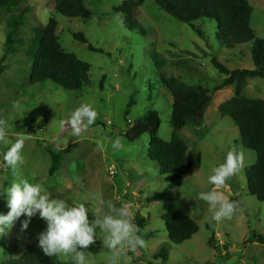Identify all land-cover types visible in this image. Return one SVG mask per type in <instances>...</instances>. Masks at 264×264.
<instances>
[{"label":"rangeland","instance_id":"1","mask_svg":"<svg viewBox=\"0 0 264 264\" xmlns=\"http://www.w3.org/2000/svg\"><path fill=\"white\" fill-rule=\"evenodd\" d=\"M247 1L253 8L250 26L264 39V0ZM83 3L92 14L88 19L56 14L53 0H27L0 11V64L4 67L0 74V119L6 121L10 139L25 137L24 162L15 175L4 165L6 147L0 144V190L18 179L39 183L52 198L84 203L90 209V221L109 212L108 202L116 207L127 204L132 223L143 220L137 234L145 244L135 251L125 248L117 264H264V243L252 239V233L264 239V202L249 193L245 180V170L254 165L256 155L242 147L237 128L218 111V106L232 97L231 87L212 93L199 121L178 131L192 169L176 183L161 175L157 163L148 158V135L134 142L125 137L129 127L152 110L160 119L158 138L170 141L172 99L159 85L158 76L164 74L187 86L211 90L224 77L212 67L211 58L229 70L253 69L251 44L223 47L216 40L211 20L193 21L191 27L168 16L154 0L135 10L138 26L133 31L125 29L122 15L116 12L123 0ZM25 7L28 12L21 17ZM52 16L58 23L56 36L61 50L91 66L88 83L79 91L65 90L49 80L29 83L32 60L27 57L28 49L37 44V31ZM12 22L18 23L13 30ZM74 34H82L86 44L74 40ZM8 35L11 41L7 43ZM88 45L103 53L89 51ZM156 62L161 67L156 69ZM242 95L264 100V81L248 79ZM84 103L97 111L95 123L79 138L67 131L61 133L60 121ZM116 138L122 143L118 150L111 147ZM230 150L242 156V164L224 186L215 188L208 177ZM50 152L60 156V168L52 177L48 174ZM165 189L163 200L149 202ZM212 190L222 192L229 201L236 198L238 209L230 218L214 221L207 202L199 199L200 192ZM166 200L198 226V232L180 245H173L167 237L162 220ZM7 211L6 200L0 197V213ZM20 220L0 236V263L21 256L46 229V222L37 215L22 232ZM105 235L97 230V240L90 245L93 250L86 252L89 264H111L112 253L103 243ZM9 245H15L16 251L6 254ZM161 248L165 257L155 259ZM58 259L72 264L69 258Z\"/></svg>","mask_w":264,"mask_h":264},{"label":"trees","instance_id":"2","mask_svg":"<svg viewBox=\"0 0 264 264\" xmlns=\"http://www.w3.org/2000/svg\"><path fill=\"white\" fill-rule=\"evenodd\" d=\"M27 0H0V11L9 10ZM147 0H123L121 6L116 9L122 15V23L125 29L137 28L134 12ZM159 9L180 23L193 27L192 22L199 19H209L215 24L216 40L226 48L250 43V57L253 69H227L216 58H211L212 67L223 75V80L211 90L200 86H187L173 77L164 74L158 76V83L166 90L171 99V115L169 124L172 129L170 141L164 142L157 136L160 119L156 111H149L143 117L137 119L125 137L130 142L138 140L142 135L149 137L148 158L158 165L161 175L169 176L176 183L192 169V163L187 155V147L178 136V131L188 124H196L199 120L203 105L216 91L231 87L233 95L218 106L220 115L228 117L238 130L242 147L256 155L254 165L245 170V180L249 193L258 202H264V100L249 99L242 95L243 87L248 79L259 78L264 81V39L256 36L250 26V17L253 8L247 0H154ZM54 12L63 17L74 19H88L91 12L85 7L83 0H53ZM28 11L26 7L20 11L23 17ZM57 20L52 16L46 26L37 31V44L28 49L27 57L31 56L30 77L31 85L45 81H52L59 87L68 91H79L88 83L91 66L80 61L73 54L64 53L61 50L56 36ZM17 22H12L10 29H15ZM74 40L86 44L82 34H74ZM11 41V35L6 42ZM32 49L33 52H32ZM88 50L103 53L88 45ZM155 60V59H154ZM156 69L161 67L157 62ZM4 67L0 64V74ZM51 165L49 176H53L60 168V156L51 153ZM171 185L168 186V189ZM167 195L165 189L159 195L149 199V202H158ZM231 202L237 205L236 198ZM164 215L162 220L170 243L180 245L191 239L198 232L197 224L183 215L170 201L164 202ZM139 218V217H138ZM143 220L139 218L136 226L139 231L143 228ZM252 239L264 243V239L252 233ZM161 248L154 256L155 259H163L164 250ZM93 250L89 246L86 252ZM16 251L15 245L5 247V253ZM0 264H64L58 256H46L38 247V241L26 246L25 252L18 258H9Z\"/></svg>","mask_w":264,"mask_h":264},{"label":"clouds","instance_id":"3","mask_svg":"<svg viewBox=\"0 0 264 264\" xmlns=\"http://www.w3.org/2000/svg\"><path fill=\"white\" fill-rule=\"evenodd\" d=\"M97 116V111L90 104H81L66 120L60 121L59 129L61 133L67 131L72 137L79 138L95 123ZM6 127V121L0 119V144L6 147L4 165L15 175L24 162L22 150L25 137L13 141L6 135ZM111 147L120 149L121 140L116 138ZM242 159L239 153L230 150L224 162L212 170L208 182L215 188L224 186L226 180L240 168ZM0 197L6 200L8 208L6 214L0 213V236L11 230L22 216L20 229L22 232L27 230L32 218L38 215L46 222V229L38 235V247L46 256L69 258L72 264H89L86 250L95 244L97 230L106 234L103 243L112 253L111 264H117L125 248L135 251L137 247H144L145 241L137 234L139 229L132 223L127 204L116 207L108 202L109 212L90 221V209L84 203L70 204L63 199L52 198L39 183H30L27 179L11 182L0 190ZM199 199L207 202L216 222L230 218L237 207L235 202L225 199L223 193L216 190L200 192Z\"/></svg>","mask_w":264,"mask_h":264},{"label":"water","instance_id":"4","mask_svg":"<svg viewBox=\"0 0 264 264\" xmlns=\"http://www.w3.org/2000/svg\"><path fill=\"white\" fill-rule=\"evenodd\" d=\"M210 99H211V98H209V99L207 100V102L203 105V108H202V110H201V113L204 111V109H205L207 103L210 101ZM201 113H200V115H201Z\"/></svg>","mask_w":264,"mask_h":264},{"label":"built area","instance_id":"5","mask_svg":"<svg viewBox=\"0 0 264 264\" xmlns=\"http://www.w3.org/2000/svg\"><path fill=\"white\" fill-rule=\"evenodd\" d=\"M111 173H112V171H111Z\"/></svg>","mask_w":264,"mask_h":264}]
</instances>
